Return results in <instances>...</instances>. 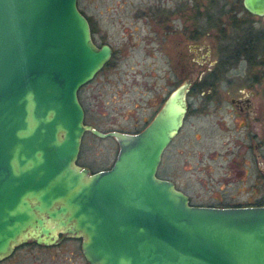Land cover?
I'll list each match as a JSON object with an SVG mask.
<instances>
[{"label": "water", "instance_id": "water-1", "mask_svg": "<svg viewBox=\"0 0 264 264\" xmlns=\"http://www.w3.org/2000/svg\"><path fill=\"white\" fill-rule=\"evenodd\" d=\"M78 0H0V261L33 242L80 240L88 264H264V204L190 202L158 175L189 81L136 132L85 122L79 89L108 63ZM264 19V0H242ZM112 137V165L78 163L83 135Z\"/></svg>", "mask_w": 264, "mask_h": 264}, {"label": "rangeland", "instance_id": "rangeland-1", "mask_svg": "<svg viewBox=\"0 0 264 264\" xmlns=\"http://www.w3.org/2000/svg\"><path fill=\"white\" fill-rule=\"evenodd\" d=\"M239 5L236 0H78L95 43L112 48L108 63L79 89L85 122L103 131L142 129L181 82V53L194 37L205 39L212 48L209 60H217V26L226 22L231 8L242 16ZM252 17L256 28L264 26V19ZM196 29L200 31L193 34ZM261 46L251 64L241 60L228 65L225 74L232 83L219 86L220 98L213 95L204 102L201 95L189 97L185 125L162 153L158 175L172 180L193 204L264 203V79L254 83L253 121L230 103L231 97L254 89L253 76L264 75ZM203 67L192 63L191 72L197 75ZM117 151L114 138L86 132L78 163L91 171L105 169ZM28 243L0 264H88L78 238L50 246Z\"/></svg>", "mask_w": 264, "mask_h": 264}, {"label": "flooded vegetation", "instance_id": "flooded-vegetation-1", "mask_svg": "<svg viewBox=\"0 0 264 264\" xmlns=\"http://www.w3.org/2000/svg\"><path fill=\"white\" fill-rule=\"evenodd\" d=\"M236 2H238V0H236ZM236 11L234 8H231V10L229 11V16L230 15H237L235 13ZM198 30L199 29L192 31V32H194L193 34H197ZM202 30L203 29H201V31ZM203 32H205L206 34L208 33L207 31H203ZM193 37H194V35H193ZM194 38H195L194 39L195 42L192 44V46L189 44L188 48L183 53H181V55H183L182 56L183 59H182L179 70L181 71L182 78H180V79H182V80L177 85H174L172 87V89H174L176 86H178L180 83H182L184 81H189V84H190L188 87L187 94H186L187 112H186L185 117L183 119V123H182L180 130L177 133V135L173 138V140L180 134L183 126L185 125L186 118L189 114L188 108L190 107L188 99L191 95H201V97L203 98L202 101H204V102L207 100L213 99V95H216L217 98H220L219 94L221 93V91H220L221 88L219 86L223 82H225L226 87L230 86L232 83V80L229 78V76L225 74V70L227 69L228 65H224V63L219 62L218 59L216 61L209 60L211 55H212V48L207 44L205 39H203L201 37H199V38L194 37ZM189 39H192V36H190ZM192 63H195L200 67L204 66L203 67L204 69L198 71V72H200L199 74L194 75V73L191 72ZM263 79H264V75H261L260 77L256 76V75L253 76V80L255 82H253V84L250 85V87L254 88V86H255L254 83H260L263 81ZM255 92H256V89L254 88V89L249 90L248 93H243L240 97H231L230 98V103H232L237 108V110H239L241 112L243 111L244 114L248 116L249 120H252V121L254 120V118L256 116V110L254 108L255 107V99H254ZM166 96L163 98L162 104H163ZM201 105H203V104H201ZM152 117H151V119H152ZM259 165L261 166L262 162H259ZM262 173H263V180H264V169H262ZM189 198H190V196H189ZM190 202H191V200H190ZM255 203L256 202L244 203V205L243 204H235L232 206L256 205ZM207 205L208 206H217V204H215V203H208Z\"/></svg>", "mask_w": 264, "mask_h": 264}, {"label": "trees", "instance_id": "trees-1", "mask_svg": "<svg viewBox=\"0 0 264 264\" xmlns=\"http://www.w3.org/2000/svg\"><path fill=\"white\" fill-rule=\"evenodd\" d=\"M241 2L242 0H238L240 4L238 10L242 11L243 15H230L226 22H222L217 26L218 31L215 36L216 43H218L216 47L217 59L224 65H232L241 60H246L251 64L263 48L261 44H264V26L255 27L256 22L253 20L252 15L243 8ZM91 31L94 32L93 29ZM255 204L263 205L264 203L256 202ZM28 244L35 243L30 242Z\"/></svg>", "mask_w": 264, "mask_h": 264}]
</instances>
